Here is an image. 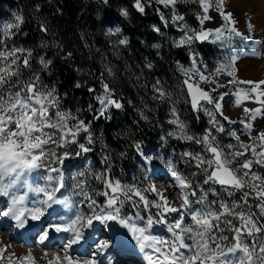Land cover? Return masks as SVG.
Masks as SVG:
<instances>
[{"label":"snow or ice","instance_id":"6c2138e0","mask_svg":"<svg viewBox=\"0 0 264 264\" xmlns=\"http://www.w3.org/2000/svg\"><path fill=\"white\" fill-rule=\"evenodd\" d=\"M108 2L102 0L105 5ZM183 2L185 0H134V7L142 14L153 3L172 9L171 23L183 32L182 37L173 43L178 48L187 47L191 61L190 67L179 66L184 77L182 87L190 97L191 107L209 117V123L215 126V133H224L225 121L228 124L236 123L225 114L228 104L226 97L234 96V105L240 107L244 114L239 123L247 130L248 141H242L237 132L231 129L227 130V134L235 143L223 144L211 131L199 137L189 134L185 122L173 109L175 118L169 123L176 125V129L167 135L201 145L199 152L185 151L180 154L185 164L194 163L198 170L191 176L181 172L173 160L164 161L167 171L175 180L180 207L174 206L155 185L123 183L111 174V164L96 175V179L103 184V191L92 194L83 182L77 180L73 188L78 191H74L72 196L65 194L68 185L61 166L69 156L93 150L90 125L78 115L80 109L72 113L60 107L57 90L43 84L38 72H32L27 79L23 78L22 70H31L29 61L32 50L15 46L9 48L6 43L15 35L12 30H19L24 22L23 17L13 14L14 22L0 23V198H4L3 205H0V221L11 222L12 228L27 231L32 226L30 222L41 221L54 205L66 207L71 203L79 209L70 217L49 222L39 229L34 238L44 249V255L39 259L47 258L50 232L67 234L62 251L47 260V264H101L95 255L103 254L112 247L109 240L96 242V253L92 259L80 261L71 254L73 246L81 245L86 240V231L94 228V222L105 227L115 222L126 229L148 264H264V175L253 167L264 166V129L257 127V134L252 136L255 121L258 117L264 118V80H246L239 76L237 61L242 54L234 48V40L239 38L242 44L251 47L249 55L264 54L255 51L256 41L251 35L246 36L237 29V21L234 14L227 11L225 0H192L202 10L197 14L199 27L195 29L177 10V5ZM210 9L217 12L223 21L216 29L204 26L214 20L209 15ZM156 11L167 27L169 20L165 13L159 7ZM121 14L128 16L125 9L121 10ZM248 28L251 32L253 26L249 24ZM153 29L160 33L159 27L153 25ZM41 31L47 32L48 29L41 24ZM113 31L119 33L120 29H109V34H113ZM205 41L221 42V46L227 49L226 62L207 74L204 70L206 66H202L199 54L193 47L196 42ZM127 43V38L119 40L121 45ZM71 55L69 52L64 58L68 59ZM39 63L47 69L51 61H45L41 56ZM147 67L151 68L152 64L149 63ZM108 71L111 73V69ZM222 75L229 77L225 83L218 79ZM159 83L156 82L157 85ZM208 83L213 87H202ZM80 86L77 83L76 87ZM153 87L160 99L168 95L165 89L156 85ZM101 88L102 92L95 95L99 104L96 112L99 117L111 119L110 110H123L122 97L103 78ZM89 91L95 93V89L89 88ZM153 99H157V96ZM248 102L260 107L249 108L246 106ZM89 110H92V105H89ZM140 115L146 121L149 119L143 112ZM80 133L87 134V143L80 142ZM72 145H76L78 150L72 149ZM133 146L137 152L145 155L142 142H134ZM105 162H108V157H105ZM44 169L46 171L41 175L43 183H33L31 177ZM198 174L205 177L202 182H194L191 178ZM208 184L219 186V191L229 196L239 191L241 199L230 203L223 199L209 200V193L217 194V188L203 187ZM30 193L34 194L35 199L30 198ZM149 194H153L154 198L150 199ZM73 196L82 199L75 202ZM95 196L105 197L104 203L99 204ZM250 198L255 204L250 202ZM126 204L137 211L132 215L127 214L124 211ZM80 205H86L87 210H81ZM195 205L200 207L195 208ZM254 207L258 208V213L252 210ZM140 209L148 215H142ZM171 214H177L174 221L168 219ZM156 225H164L169 238L156 235ZM226 231L231 234V239L225 234ZM249 238L251 243L248 242ZM10 247L11 244L0 242V264H39L31 247L22 255L9 252Z\"/></svg>","mask_w":264,"mask_h":264},{"label":"trees","instance_id":"16d2710c","mask_svg":"<svg viewBox=\"0 0 264 264\" xmlns=\"http://www.w3.org/2000/svg\"><path fill=\"white\" fill-rule=\"evenodd\" d=\"M157 7L169 20L167 27ZM9 8L24 21L19 30L13 29V40L16 42L22 37V46L51 61L47 69L39 65L35 71L40 74L41 82L49 88L55 87L71 112L80 109L78 115L95 131V146L85 159L90 158L102 172L111 164V174L122 181L132 170L140 173L139 165L132 169V164H138L141 156L134 142H142L146 154L167 127L168 103L155 95L153 85L159 80L169 90L176 91L181 76L177 63L190 66L184 48L160 43L157 50L154 45L158 34L153 25L166 37L177 34L171 23L172 9L153 3L142 14L134 7V0H109L107 5L102 0H0V21L9 18ZM122 9L127 10V17L121 14ZM177 10L191 26L199 27V8L179 3ZM41 24L47 32L41 31ZM116 28L120 29L119 33L109 34V29ZM123 35L127 37L126 45L119 44ZM214 48L208 42L199 44V52L207 63ZM69 52L71 57L65 59ZM149 63L151 68L147 67ZM101 78L115 89L124 104L123 110H110L111 119L99 117L96 112L99 104L95 95L102 92ZM77 83L81 86L76 87ZM89 88L95 89V93ZM89 105H92L91 111ZM141 112L148 116L147 121L141 118ZM186 114V123L199 136L201 128L207 125L206 119L190 104ZM86 135H79L80 142L85 143ZM75 149L78 150L77 146ZM105 157L108 162L102 165ZM228 235L230 238L229 232Z\"/></svg>","mask_w":264,"mask_h":264},{"label":"rangeland","instance_id":"374dc122","mask_svg":"<svg viewBox=\"0 0 264 264\" xmlns=\"http://www.w3.org/2000/svg\"><path fill=\"white\" fill-rule=\"evenodd\" d=\"M225 3H226L227 11L232 12L234 14V18L237 21V24H236L237 29L246 36L251 35L252 39L256 41V45H257L255 51L257 53L264 54V0H225ZM180 4H182L183 6L186 5L189 8L193 7V9L199 8L201 10L200 6L197 3L192 2V0H185V2L180 3ZM7 11L10 13L9 18L1 20L0 23L14 22L15 17L13 14H16L15 10L9 8V10ZM179 14L181 13L179 12ZM209 15L214 17V20L207 22L204 26L209 29H216L220 27L223 21H222V18L219 16V14L215 12L214 10L210 9ZM185 21L189 24L186 18H185ZM249 24L253 26L251 32H249V28H248ZM190 27L194 28L191 25ZM174 28L176 29L177 34L172 37H166V35L162 33L161 31L160 33H157L158 36L156 37V40H154L155 41L154 45L165 43V45H168V46L172 45L175 47L173 42L178 41L182 37L183 32L181 31L179 27L175 25H174ZM13 36H11L9 39L6 40V43L9 48L15 46L18 48L28 49L20 44V40L22 37L15 42V40H13ZM125 38L127 37L123 35L121 39H125ZM208 43L215 46L214 54L210 56V59H209L210 62L208 63L203 59L202 55L199 52V43L196 42L193 45V47L196 49V51L199 54L200 62L202 66H206V68L204 69L206 74L214 72L219 65L225 63L227 60V49L226 47L221 46V42H217V43L208 42ZM159 47H157V50H159ZM182 48L185 49V53L189 56L187 47H182ZM234 48L239 50L240 53L242 54L240 59L237 61V68L239 71V76L246 80H253V81L264 80V55H260V56L249 55L248 53L252 51L251 47H246L244 44L240 42L239 38H236L234 40ZM40 57L41 56L35 55L32 52V57L30 58V61H29L31 65V70H28V69L22 70L24 79L29 78L32 75V72H35L38 69V66L41 65L39 63ZM45 61L47 60L45 59ZM177 64L180 66L179 63ZM190 66H191V61H190ZM190 66H184V67L187 68ZM181 76L178 78L179 84L177 86L176 91L169 90V88H166L159 80H156V82L159 81L160 83L157 85L155 82V85L157 87H161L165 89L166 92L168 93V95L164 98L168 103L167 120H166L167 127L164 128L166 135L165 133H163L164 132L163 131L161 138L160 140L157 141V143L155 144V147L147 151L145 155L140 156L139 160H137L138 164L136 163L132 164V169L136 165H139L140 173H138L137 171L135 172V170H132V174L129 177H125L124 181L120 179L123 183H128V184L135 183V184H143L144 186H148L149 184L155 185L159 191L163 192L166 196L169 197L172 204L176 207H180L181 200L176 195V192L178 191V189L175 187V180L174 178L171 177L170 173L167 171V166L164 161L169 160V159L173 160L177 164V168L181 172L185 173L186 175H191V173L197 172L198 170L194 167V163L193 165L185 164L184 161L181 160L180 154L185 151H192V152L201 151V145H198L193 141L178 140L173 137H171V140H169V136L167 135L168 132L176 129V125L169 123L170 120L175 118L173 116V109H175L176 114L178 115L179 119L185 122L188 133L194 136H197V134L193 133L190 126H188V124L186 123L187 114L186 115L184 114H185L187 105L190 104V100H189L186 89L182 87V80L184 79L182 73H181ZM218 79L221 83H225L229 79V77L227 75H222V76H219ZM202 87H204L205 89H210L213 87V85L208 83V84H203ZM153 90L155 92V95L158 96L154 87H153ZM221 91H224V89H221ZM58 94L60 98L59 99L60 107L62 109H68L69 111H71L68 108V106L64 104L63 96L61 97L60 93ZM226 99L228 100V104L225 107V114L231 120L236 121V123L228 124L225 121L224 123H225L226 131L224 133L217 134L215 133V130H214L215 126L209 123V117L205 115L203 112H201L202 116L207 121V125H205L203 129L201 128L202 132L200 133L199 136H202L205 133L211 131L213 134L218 136V139L223 144L235 143L236 141L227 134V130L231 129L237 132V134L241 137L242 141L247 142L248 141V136L246 134L247 130L242 124L239 123V121L243 119V115H244L242 112V109L234 105L233 103V100L235 99L234 96L231 98L226 97ZM246 106L249 108L260 107V105L256 103H251V102H248ZM209 107L211 106L209 105ZM263 120L264 118H259V117L257 118V120L255 121L254 130L252 131V136H255L257 134L256 133L257 127L260 129H264ZM89 130L92 132L93 139H94V143L91 145V147H94L96 134H95V131L91 129V127ZM172 139L177 140L179 142H173ZM85 143H87V141H85ZM75 146L76 145H72L71 148L75 149ZM58 151H62V149ZM90 153H92V151L81 154V155H71L65 160L64 165L61 166L62 171L65 176V183L66 185H68L67 192L65 193L66 195L72 196L74 191H78L73 188V185L75 184L77 180L83 182L84 186L92 194H94L95 192H100L104 190L103 184L99 180L96 179V175L102 172L101 167L96 166L90 158L85 159V157ZM105 164H106L105 161L102 160V165H105ZM253 167L261 175H264V166L254 165ZM45 171L46 169L41 170V172L37 174H34L33 177H31L32 182L42 184L43 181L41 180V175ZM204 178L205 177L202 174H198L194 177V180H196V182H202ZM203 187L205 188L216 187L217 188V194L214 195L212 193H209V196H208L209 200L223 199L230 203L231 201L239 202L241 199V192L239 191L235 192L232 196H229L226 192L219 191V186H213L211 184H208V185H203ZM95 198L97 199V202L99 204H102L101 203L102 200L105 199V197L103 196H95ZM149 198L150 199L154 198L153 194H149ZM81 199L82 197L73 196V200L75 202H79ZM251 203L255 204V201H251ZM80 207H81V210H84V211L87 210L86 205H80ZM194 207L199 208L200 205H195ZM252 210L256 211L257 213L259 211L258 208H255V207ZM74 211L75 209L72 212ZM124 211L127 214L132 215L137 211V209L131 207L130 204H126L124 207ZM140 211H141V214L144 215L145 217L148 215V213L144 211L143 209H140ZM152 211L155 212L156 210L152 209ZM176 215L177 214H171L168 216V219L170 221H174L176 219ZM64 218L66 219L68 217H64ZM55 219L56 218L54 217L53 220ZM187 219L189 222H191L190 217H187ZM112 224L116 226V228H114L115 230L122 231L121 234H118V235L116 234L117 237H120V239L118 238L112 239V236L108 235V231L110 230ZM94 228L95 230H97L101 238H103V240H109L110 242L116 241L120 243V245L134 242V241H128L126 239V235H127L128 238L132 240L130 235H128L127 230L123 229L121 226H119L115 222H110L109 227H105L99 222H94ZM89 231L90 230L86 231L88 237H89V233H88ZM154 231L156 235L163 236L166 239L169 238L170 236V234L167 232L166 227L164 225H156ZM9 233H10V229L6 230L3 227V225H0V242H2L3 244H11V247L8 249L9 252H15L17 255H22L26 253L29 247H31L33 250V254L38 259L43 257L44 255V252H42L43 248L38 247L37 245L39 244H37V242L35 243L33 242L34 243L33 245L29 244L28 245L29 247L23 246L24 244L22 243H19V242L15 243L14 241L7 239V234ZM225 234L228 235V232L226 231ZM230 239H231V234H230ZM111 240H114V241H111ZM248 242L249 243L252 242L250 238ZM132 246L135 247L136 246L135 243H133ZM121 247L122 245L118 246L117 248H121ZM61 251H62V248H59L57 253ZM92 252H94V250H92L91 253L88 254L87 256L86 255L84 256L73 255V257L79 259L80 261H83L85 259H92L90 255L93 254L94 256V254L96 253V252L94 253ZM95 256H97L96 258L100 262L102 260L103 261L105 260V262L107 261V263H110L111 258L109 257L111 256L109 257L108 256L99 257L98 255H95ZM52 258L53 257L47 255L46 259H39V264H47V260H50ZM140 262L143 263V258L139 259L138 263L140 264Z\"/></svg>","mask_w":264,"mask_h":264},{"label":"bare ground","instance_id":"6f19581e","mask_svg":"<svg viewBox=\"0 0 264 264\" xmlns=\"http://www.w3.org/2000/svg\"><path fill=\"white\" fill-rule=\"evenodd\" d=\"M263 122H264V120H263ZM263 126H264V123H263ZM29 196H30V198L35 199V196L33 194L30 193ZM0 203H1V205H3L4 198H0ZM56 206H60V205H54L53 208L56 207ZM49 211H50V209L48 210V213H49ZM51 217L53 218V217H55V215L54 214H50L49 215V218H48V221L46 220L45 221L46 223H44V224H48L50 222V220H51ZM35 222L36 221L30 222L32 226L27 231H24V230H16V229L12 228L11 222L0 221V225H3V227L6 230H9L10 229V233L7 234V239L12 240L15 243L16 242L22 243V244H24L23 246H28L29 244L30 245H33L36 242L35 240L32 239V234H33V231H34L33 224ZM115 232H116L117 235L122 233L121 230H115ZM62 235L67 236V234H63V233H60L59 234V236H62ZM117 235H115L116 237H113L112 236V239H114V238L120 239V237H117ZM88 238L89 237H88V235L86 233V240ZM86 240L84 242H82V244H81L82 246H87V243L90 245V240H89V242L87 240V243H86ZM133 243L130 242V243H127V244H121L122 245L121 248L113 249V251H116L117 254L119 255V264H134V263L135 264H139L138 262H139V259H141V258H143V263L140 262V264H148V261L146 260L145 256L138 250V248L136 246L135 247L132 246ZM37 246L38 247H41V245H37ZM34 247H35V245H34ZM129 247H132L131 250H133V251H130L129 253H121L122 252V248H124V249H130ZM41 248H43V247H41ZM87 249H89V247ZM90 253H91L90 251L85 252L84 254H79L78 252H75L74 255H79V256L86 255L87 256ZM92 253H94V252H92ZM103 256L104 257H107V256H105V253H103ZM90 257L93 258V254H91ZM96 257L97 256H95V259H97ZM109 258H111V257H109ZM111 264H115V261H111Z\"/></svg>","mask_w":264,"mask_h":264},{"label":"clouds","instance_id":"9594fccd","mask_svg":"<svg viewBox=\"0 0 264 264\" xmlns=\"http://www.w3.org/2000/svg\"><path fill=\"white\" fill-rule=\"evenodd\" d=\"M65 209L68 210L69 212H72L74 209L75 211H79V209L74 204L71 203L68 206H66Z\"/></svg>","mask_w":264,"mask_h":264},{"label":"water","instance_id":"95a60500","mask_svg":"<svg viewBox=\"0 0 264 264\" xmlns=\"http://www.w3.org/2000/svg\"><path fill=\"white\" fill-rule=\"evenodd\" d=\"M205 42H208V41H205ZM205 42L201 43V42H198L199 44H204ZM189 97V96H188ZM189 100H190V97H189ZM191 104V103H190ZM193 109V108H192Z\"/></svg>","mask_w":264,"mask_h":264}]
</instances>
